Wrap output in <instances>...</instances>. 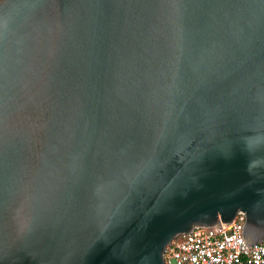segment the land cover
Instances as JSON below:
<instances>
[{"label": "water", "instance_id": "95a60500", "mask_svg": "<svg viewBox=\"0 0 264 264\" xmlns=\"http://www.w3.org/2000/svg\"><path fill=\"white\" fill-rule=\"evenodd\" d=\"M243 214L264 240V0H0V264H167Z\"/></svg>", "mask_w": 264, "mask_h": 264}, {"label": "built area", "instance_id": "2783aa9c", "mask_svg": "<svg viewBox=\"0 0 264 264\" xmlns=\"http://www.w3.org/2000/svg\"><path fill=\"white\" fill-rule=\"evenodd\" d=\"M246 217L239 214L223 229L197 228L167 248V264H264V240L248 247L243 242Z\"/></svg>", "mask_w": 264, "mask_h": 264}]
</instances>
